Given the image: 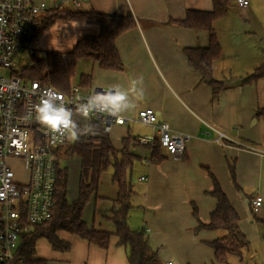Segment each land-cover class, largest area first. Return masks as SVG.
Segmentation results:
<instances>
[{"label": "crops", "instance_id": "crops-1", "mask_svg": "<svg viewBox=\"0 0 264 264\" xmlns=\"http://www.w3.org/2000/svg\"><path fill=\"white\" fill-rule=\"evenodd\" d=\"M35 1L54 4L61 0ZM247 1L249 5L243 8L238 0H229L233 10H228L213 25L222 56L213 64L212 78L228 84L216 99L182 52L184 48H207L209 33L176 24L186 18L188 11L212 12V0H86L80 7L82 11L94 10L102 14L125 16L131 13L137 23L136 28L121 34L116 41L124 70L99 68L101 74L96 80L90 76L91 86L108 88L115 83L121 84L135 96L136 103L134 109L122 116L135 118L139 110L152 108L159 122L189 137L185 158L180 162L168 158L154 163L150 150L133 149L137 159L130 172L134 208L129 225L133 230L148 232L149 245L158 252L162 264L179 261L182 264H212L213 252L206 243L225 233L195 231L198 223L209 222L216 209V199L209 194L214 189L211 175L240 217L239 227L250 244L248 253L244 254L245 264L246 261L247 264H264V230L260 228L264 227V154L256 151H264V119L255 116L264 108V78L242 85L243 75L236 72L234 63L261 58L260 51L264 52V47L258 49L263 20L256 17L253 0ZM61 24H64L62 31L65 25H75L79 31L71 49L84 35H96L100 31L96 24ZM249 39L259 44L252 48L239 45ZM261 60L255 62L260 64L257 68L264 65ZM141 78L142 83H136ZM133 89H142L143 94ZM131 124L135 123L128 122L112 129L111 134H116V141L121 145L128 136L137 139L152 133L151 128L144 126L146 130L133 136ZM218 132H226L232 141L216 142ZM163 154L167 156L164 150ZM136 162L141 164L136 165ZM116 194L115 189L111 195L92 198L88 204L92 207L91 214L85 221L89 227L114 231L113 224L105 218L111 215ZM138 196L140 201L135 203ZM256 196H261L263 202L253 214L251 202ZM105 202L106 206L100 204ZM136 212L142 216L137 229L132 224V213ZM58 236L70 244V250L55 251L47 240L40 239L34 258L46 260L48 264H128L126 249L119 246L117 237L111 238L107 249H101L64 231H58ZM37 247L42 248L41 254L37 253Z\"/></svg>", "mask_w": 264, "mask_h": 264}, {"label": "trees", "instance_id": "trees-1", "mask_svg": "<svg viewBox=\"0 0 264 264\" xmlns=\"http://www.w3.org/2000/svg\"><path fill=\"white\" fill-rule=\"evenodd\" d=\"M212 3V12L188 11L186 18L177 21L176 24L190 30H203L209 33L207 48H184L182 52L187 63L209 85L212 97L216 99L222 91L228 88V84L212 78L213 64L222 56L213 25L228 12L229 0H212ZM61 22L96 24L99 25L100 31L96 35H84L68 52L47 51L45 58H33L31 63L22 69L23 77L39 80L60 92L67 93L71 88V79L75 75L77 63L80 60H89L103 70H124L116 41L121 34L136 28L137 23L131 13L120 16L61 6L41 17L37 36L39 37ZM63 56L67 58V65L64 63ZM262 78H264V65L256 68L253 74L243 79L241 83L242 85L252 84ZM91 80V77L82 75L80 84L85 88L90 87ZM255 116L264 119V108L259 109ZM79 124L81 129L88 125L93 131L82 135L77 141H72L64 154V158H78L80 161L78 198L72 203L69 202V170L67 167L62 168L58 165L53 217L43 225L32 227L22 237L19 254L24 260L23 264H48L46 260L34 258L36 244L40 239L47 240L55 251L70 250V244L60 239L58 231L78 236L101 249H107L111 238L117 237L119 246L126 249L128 264H162L158 252L149 245L148 232L133 230L129 225L130 213L134 208L132 204L134 191L129 174L137 159L133 149L142 146L135 138L128 136L122 141V149L117 150L109 134L104 132L100 124L91 120L81 121ZM145 148L150 150L151 161L154 163H161L169 158L163 154L158 139L152 147ZM109 169L113 170L112 183L117 188V194L112 200L111 215L105 219L113 224V232L89 227L84 220L85 209L92 198L97 197L102 175ZM231 173L233 174L232 170ZM211 177L214 189L209 194L216 199V209L211 213L209 222L207 224L198 223L195 231H223L225 233L223 237L206 243V246L213 252V264H227L230 257H235L241 262L250 244L239 227V215L218 181L213 175ZM194 216L196 218L198 216L196 210Z\"/></svg>", "mask_w": 264, "mask_h": 264}, {"label": "built area", "instance_id": "built-area-1", "mask_svg": "<svg viewBox=\"0 0 264 264\" xmlns=\"http://www.w3.org/2000/svg\"><path fill=\"white\" fill-rule=\"evenodd\" d=\"M85 1L61 0L46 4L35 0H0V264H23L19 254L22 237L32 227L49 222L54 214L57 168L72 140L54 136L36 120L34 106L45 91L59 92L78 122L80 119L97 122L106 134L128 122L139 124L152 129L150 135L136 139L142 147H152L158 139L171 160L180 162L186 155L189 137L159 122L152 108L139 110L131 119L95 112L85 119L76 113V108L95 91L108 88L96 85L85 88L78 84L63 93L39 80L22 76V69L33 58L43 59L48 53L36 45L41 17L67 4L80 8ZM238 4L245 8L249 2L238 0ZM63 60L67 65L66 56ZM224 140L232 141L226 132H218L216 142ZM256 151L264 154V151ZM262 202L261 196L252 200L253 214L259 211Z\"/></svg>", "mask_w": 264, "mask_h": 264}, {"label": "rangeland", "instance_id": "rangeland-1", "mask_svg": "<svg viewBox=\"0 0 264 264\" xmlns=\"http://www.w3.org/2000/svg\"><path fill=\"white\" fill-rule=\"evenodd\" d=\"M254 5L256 7V17H259L263 20L262 24L263 27L261 26L259 28V30L262 29V36L260 37L262 39L261 41V47L259 48H263L264 47V0H253ZM47 4H50L49 1H47ZM68 8L70 9H75L74 7H72L71 5L67 4L66 5ZM79 10H82L81 8H76ZM64 26V24H57L55 27H53L51 29L50 32H47L45 34H42V36L40 35L37 40H36V45L38 47H41L44 49H48L51 51H55V52H68L71 50V46L74 43V39L75 37L79 34V31L76 30L74 27L75 25H65L63 29V31L61 30L62 27ZM247 27V26H246ZM243 36L239 37L242 38ZM259 38V39H260ZM256 44H259L258 41H251L249 39V41H244L243 43H240V46H247L248 48H252V46ZM246 51V49H243ZM247 53V51H246ZM248 54V53H247ZM260 56L261 58L255 59V60H248L245 59L244 63H238V62H234L235 64V70L239 75H243V79L247 78L248 76L252 75L254 70L257 68L258 63H255L256 61H259V59H262L261 63H264V52L260 51ZM241 62V61H239ZM238 63V64H237ZM260 63V62H259ZM256 67V68H255ZM100 69L96 64H93L91 61L89 60H80L77 63L76 69H75V75L74 77L71 79V86H76L78 84H80V77L82 75H86V76H91L93 79H97L100 76ZM84 119H80V121H83ZM131 135H136L137 133H139L140 131H144L146 130V128L140 125H135V124H131ZM111 134V133H110ZM109 134V135H110ZM112 144L114 146L115 149L120 150L122 148L121 142L116 141V134L112 133L110 135ZM136 165H140V162H136ZM135 165V166H136ZM59 167H67L69 170V184H68V200L70 203L74 202L77 198H78V178H79V171H80V161L78 158H62V161L59 162ZM18 168H20V166L18 165ZM112 174H113V170L109 169L106 173H104L102 175L101 178V182L99 185V189H98V199L101 198V196H106V195H111L112 193H114V190L116 188V186L112 183ZM130 178H131V174H129ZM114 195V194H113ZM101 200V199H100ZM140 201V198L138 196V198L136 199ZM101 205H105L106 206V202L105 203H100ZM150 209V208H149ZM92 207H90V205L86 207L85 209V214H84V220L87 222L91 211ZM138 210V208H137ZM149 212L151 213V209L149 210ZM133 214V220H132V224L134 227H136L135 229H137L141 223H142V216L136 212V214ZM262 228V230H264V227H260ZM42 250V248L40 247L38 249L37 247V253L41 254L42 252L40 251ZM248 253L245 252V255ZM245 260H243V262H239V260L235 257H230L228 260L227 264H245ZM182 261L177 262L176 264H182ZM212 264L214 263V257L213 260L211 262ZM191 264V263H190ZM247 264V261H246Z\"/></svg>", "mask_w": 264, "mask_h": 264}, {"label": "clouds", "instance_id": "clouds-1", "mask_svg": "<svg viewBox=\"0 0 264 264\" xmlns=\"http://www.w3.org/2000/svg\"><path fill=\"white\" fill-rule=\"evenodd\" d=\"M136 83H142L141 80ZM132 91L142 95V89ZM136 107L135 96L121 84L115 83L106 91H95L89 98L76 108V113L87 119L91 113H108L119 116ZM36 120L47 127L54 136L61 139L70 138L77 141L82 135L93 131L86 125L83 129L77 119H74L73 109L65 106L62 95L56 91H45L38 104L34 106Z\"/></svg>", "mask_w": 264, "mask_h": 264}, {"label": "water", "instance_id": "water-1", "mask_svg": "<svg viewBox=\"0 0 264 264\" xmlns=\"http://www.w3.org/2000/svg\"><path fill=\"white\" fill-rule=\"evenodd\" d=\"M228 9H229V10H233V9H232V8H230V7H229ZM255 121H256V120H255Z\"/></svg>", "mask_w": 264, "mask_h": 264}]
</instances>
